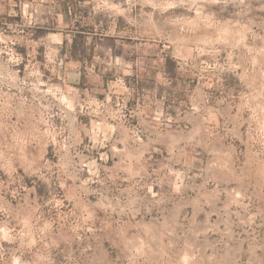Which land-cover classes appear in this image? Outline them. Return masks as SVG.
I'll use <instances>...</instances> for the list:
<instances>
[{"label": "rangeland", "instance_id": "1", "mask_svg": "<svg viewBox=\"0 0 264 264\" xmlns=\"http://www.w3.org/2000/svg\"><path fill=\"white\" fill-rule=\"evenodd\" d=\"M5 110L0 264H264V0H0Z\"/></svg>", "mask_w": 264, "mask_h": 264}, {"label": "clouds", "instance_id": "2", "mask_svg": "<svg viewBox=\"0 0 264 264\" xmlns=\"http://www.w3.org/2000/svg\"><path fill=\"white\" fill-rule=\"evenodd\" d=\"M49 142H55V138L44 130V124L36 121L35 117L30 121H21L12 120L6 110L0 114V169L9 174L16 172L29 162L30 146ZM63 146L68 147L66 144Z\"/></svg>", "mask_w": 264, "mask_h": 264}]
</instances>
